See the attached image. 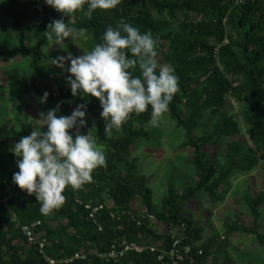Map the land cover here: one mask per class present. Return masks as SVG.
<instances>
[{"label":"trees","instance_id":"1","mask_svg":"<svg viewBox=\"0 0 264 264\" xmlns=\"http://www.w3.org/2000/svg\"><path fill=\"white\" fill-rule=\"evenodd\" d=\"M240 1L121 0L115 9L94 11L91 19L86 15V2L83 10L63 17L70 27L83 30L79 36L64 39L73 57L80 56L73 54L74 40H78L83 52L91 51L101 42L107 26L117 27L124 20L141 32L151 31L158 38V61L175 69L180 91L164 115L175 130L182 132L184 139L176 148L190 151L185 161L192 167L196 181L180 194L168 187L160 211L155 212L146 178L136 176L135 159H127L133 142L148 138L142 128L151 118V109L132 113L117 131L105 132L99 101L71 95L66 82L69 62L60 83L55 82L58 85L43 87L39 81L43 73L42 50L50 42L45 32L53 20L62 18L61 14L45 0H0V30L16 40L14 46L0 52V62L9 57L30 58L26 75H20L16 67L2 72L5 84L19 88L20 100L27 97L40 102L47 92L43 103L46 111L59 105V114L64 116L70 115L76 105L86 103L87 123L80 133L89 132L93 140L103 135L106 150V166L93 171L92 182L77 190L66 188L64 203L47 215L39 211L40 202L34 194L29 195L13 183V173L18 170L12 165L18 157L11 152L6 160L0 152V200L9 197L7 205L0 201V264H49L46 259L54 264H165L157 261L160 252L148 250L128 251L117 262L105 261L111 252L121 251L124 243L141 244L143 237L148 246L166 251L175 240L181 241L177 247L191 244L201 249L202 254L193 257L194 264H219L228 237L237 233L253 237L264 248V230L260 231L259 225L262 191L255 196L248 195L247 190L238 195L252 216V224H228L226 219L220 242L215 235L202 241V233L190 215L179 210L199 193L206 194L213 204L222 201L217 192L227 190L222 189L224 183L232 175L247 174L253 169L262 171L264 187V0ZM12 60L22 67L23 59ZM133 75L138 76L139 70ZM17 120L19 124L0 126L1 146L13 148L21 137L37 130L27 120ZM130 127L129 132L121 133ZM138 197L146 210L140 215L132 207ZM150 216L153 225L148 221ZM35 221L41 223L38 232L44 233L40 252L26 248L21 235V227ZM160 227L164 229L162 234L156 230ZM80 254L85 259L75 258Z\"/></svg>","mask_w":264,"mask_h":264},{"label":"clouds","instance_id":"2","mask_svg":"<svg viewBox=\"0 0 264 264\" xmlns=\"http://www.w3.org/2000/svg\"><path fill=\"white\" fill-rule=\"evenodd\" d=\"M86 2V15L91 19L94 11L115 9L121 0H45L62 17L47 26V39L60 44L65 38L79 36L83 30L70 27L63 17L83 10ZM157 57L158 38L151 31L141 32L138 27L120 20L117 27H106L101 42L91 51L76 57L69 53L50 63L64 69L65 62H69L66 82L71 95L96 98L102 109L100 115L105 121V132H109L121 127L130 114L144 113L149 108V124L159 126V118L168 111L180 89L175 69L160 63ZM136 70H139L138 76L133 75ZM47 98L48 93L44 92L40 103H46ZM58 110L59 105L46 114L40 113V119L35 120L40 128L21 137L11 150L18 157V171L13 173V183L29 195H35L40 202L39 211L44 215L64 203L66 188H82L92 182L95 169L106 166L101 147L89 132L80 133L87 123L86 103L76 105L67 116H58ZM45 127L47 130L41 131ZM148 219L152 221L150 224L154 222L151 216ZM157 230L162 234L164 229ZM133 244L143 248L153 246H148L144 237L141 244Z\"/></svg>","mask_w":264,"mask_h":264},{"label":"rangeland","instance_id":"3","mask_svg":"<svg viewBox=\"0 0 264 264\" xmlns=\"http://www.w3.org/2000/svg\"><path fill=\"white\" fill-rule=\"evenodd\" d=\"M172 25L176 27L177 22L172 23ZM7 30L10 31L9 29ZM15 44V38L12 39L8 36L7 31L0 30V52L5 51V48H11ZM65 44L64 41L57 44L54 40H50L49 44L43 48V73L39 80L43 87H51L50 85L54 87L58 85L55 84V82L60 83L59 78L61 77V73H63V69L52 65L50 61L69 54V50L66 48ZM72 45L75 50L73 54L82 55L83 49L78 48L80 44L77 39L72 42ZM2 59H6L7 61L0 62V126L9 124L15 125L16 122L19 124L17 120V118H19L22 122L27 120L30 125H35L38 130L40 125L35 120L40 119V113H47L45 107L40 102L27 99V97L20 100L19 88L15 85L11 86V84L6 85L2 76L3 71L11 70L14 67L20 71V75H26V71L28 70L27 64L30 58L9 57ZM12 59H23L22 67L18 64L20 62H18L17 65L13 64L14 62ZM66 63L67 61L65 62V66ZM64 85L63 83V86ZM234 107L237 112V105ZM59 111L60 110L56 113L58 116L60 115ZM203 122L205 123V121ZM206 124L209 126L208 123ZM172 126L173 124L164 114L159 118V126L157 127H152L148 121L142 128L144 132L149 134L148 138H139L134 141L129 150V157H127L130 161L135 159L136 168L133 171L134 174L146 178L145 185L151 191L153 210L155 212L160 211L162 198L166 195L168 187L174 188L177 194H180L185 186L193 184L194 182L192 181H196L192 167L185 161L190 151H188V149L177 150L176 148L177 143L180 144L184 139L182 132L178 129L175 130L176 128ZM102 129L105 130V124L102 125ZM118 129L119 128H113L110 131H117ZM46 130V127L41 129V131ZM130 130L131 127L130 129L126 128L124 131L120 132L127 133ZM198 130L201 129L198 128ZM100 134L104 133L101 131ZM102 136L95 138V140H98L97 145L101 147V150L106 156ZM11 150L12 148L10 145H0V152L6 160L9 159V154L12 152ZM256 166H259L261 169L259 163ZM12 167L18 170L16 162ZM262 176L263 173L261 170L256 172L254 169L247 174L232 175L222 187V189L227 190L223 194L221 191L217 192L219 196L223 197L222 201H217L213 204L206 194L199 193L190 204L181 206L179 210L190 215V220L194 222L195 226L199 228L202 233V241H205L208 236L215 235L216 240L220 242L222 238L224 239L222 232L226 225V219L229 220L228 224L230 222H236L244 224V226L247 227L252 224V216H250L243 200H239L238 195L240 196V193L245 190H247V194H250V196H255L260 191L264 193V187L261 184ZM132 207L138 210L137 213L139 215L140 213L144 214L146 212L139 197L136 198ZM259 210L261 213L259 220V225L261 227L260 231H263L264 200L259 205ZM219 258V261H221L219 264H264V248L256 244L253 237L237 233L236 236L228 237L227 247L224 252L220 254Z\"/></svg>","mask_w":264,"mask_h":264},{"label":"built area","instance_id":"4","mask_svg":"<svg viewBox=\"0 0 264 264\" xmlns=\"http://www.w3.org/2000/svg\"><path fill=\"white\" fill-rule=\"evenodd\" d=\"M238 2H241L240 0H238ZM9 199L8 196L3 197L0 201L1 203L7 205V200ZM76 202H79L78 199H76ZM85 208L89 209L90 206L85 205ZM91 209V208H90ZM40 222L39 221H35L33 223H31L30 225H24L21 227V235L24 239V243H25V247L26 248H33L34 250H38V252H40L43 247H44V240H42L41 238L43 237V231H39L38 232V226H40ZM35 229H37V231H35ZM179 244L177 241H174L172 243L171 248L168 251L165 250H160V254L157 256V261H163L166 258H168L169 260H172L173 257H175L177 255L178 251H189L192 248L191 245H183L181 247H177ZM148 249L150 252H155L157 251L155 247L150 246L148 248H143L140 247L138 245H135L133 243H124L123 244V248L121 251H119L118 253L115 252H111L110 254H108L106 256V262H109L112 259H115L116 257H122L126 252L128 251H134V252H142L143 250ZM76 259H85V255H76L75 256ZM46 261L49 264H54V261H52L51 259H46Z\"/></svg>","mask_w":264,"mask_h":264},{"label":"bare ground","instance_id":"5","mask_svg":"<svg viewBox=\"0 0 264 264\" xmlns=\"http://www.w3.org/2000/svg\"><path fill=\"white\" fill-rule=\"evenodd\" d=\"M202 254L201 249H191L189 251H178L177 255L172 258V260H169L165 257L163 261H158L165 264H185L186 261L189 262V264H194V255L200 256ZM121 257H116L115 259H112L113 262H117ZM208 261V259L206 260Z\"/></svg>","mask_w":264,"mask_h":264},{"label":"crops","instance_id":"6","mask_svg":"<svg viewBox=\"0 0 264 264\" xmlns=\"http://www.w3.org/2000/svg\"><path fill=\"white\" fill-rule=\"evenodd\" d=\"M151 225H153V223H151ZM163 229V228H162ZM206 241V240H205Z\"/></svg>","mask_w":264,"mask_h":264}]
</instances>
